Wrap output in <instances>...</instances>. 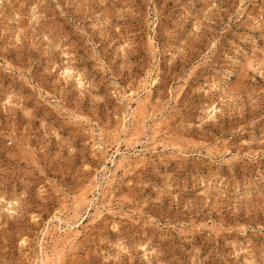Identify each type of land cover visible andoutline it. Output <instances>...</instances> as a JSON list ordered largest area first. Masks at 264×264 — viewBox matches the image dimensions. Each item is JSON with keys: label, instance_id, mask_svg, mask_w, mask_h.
<instances>
[{"label": "rangeland", "instance_id": "374dc122", "mask_svg": "<svg viewBox=\"0 0 264 264\" xmlns=\"http://www.w3.org/2000/svg\"><path fill=\"white\" fill-rule=\"evenodd\" d=\"M43 251L264 264V0H0V264Z\"/></svg>", "mask_w": 264, "mask_h": 264}, {"label": "bare ground", "instance_id": "6f19581e", "mask_svg": "<svg viewBox=\"0 0 264 264\" xmlns=\"http://www.w3.org/2000/svg\"><path fill=\"white\" fill-rule=\"evenodd\" d=\"M147 92V91H146ZM149 93V92H148ZM137 95V94H136ZM136 95H134V94H130L128 97V101H132V100H134V97L136 96ZM122 98V97H121ZM127 99V98H126ZM143 99V98H142ZM138 100V99H137ZM138 102V101H137ZM136 102V103H137ZM131 107V106H130ZM135 110H133V112H132V117H134L135 116ZM212 117V116H211ZM123 127V126H122ZM138 132V131H137ZM97 146V145H96ZM99 146L100 145H98V148H99ZM100 149V148H99ZM102 150V149H101ZM119 152V151H118ZM117 152V153H118ZM116 153V152H115ZM113 157V156H112ZM109 177V176H108ZM108 185V184H107ZM87 191H90V190H87ZM91 203V202H90ZM89 203V204H90ZM54 222H55V225H53L52 227H51V230H52V232H57V231H60V230H62V223H64L65 221L57 214V215H55L54 216ZM57 222V223H56ZM49 230H50V227H48L47 228V231L46 232H49ZM70 230H71V228H70ZM45 232V231H44ZM48 235V234H47ZM65 236H67V235H65ZM76 236H74V238H75ZM72 241V239H71V237H67L65 240H64V243L63 244H67V243H70ZM57 243V242H56ZM61 246V245H60ZM42 255H44V256H46V253L43 251L42 252ZM42 258V257H41ZM51 262H52V259L50 260V258H48L47 256L46 257H44V258H42V259H40V263L39 264H51Z\"/></svg>", "mask_w": 264, "mask_h": 264}]
</instances>
